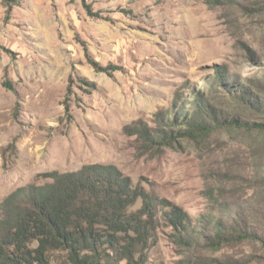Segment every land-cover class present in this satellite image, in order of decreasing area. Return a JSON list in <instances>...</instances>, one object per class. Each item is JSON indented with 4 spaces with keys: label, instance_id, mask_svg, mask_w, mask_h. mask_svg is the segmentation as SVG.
<instances>
[{
    "label": "rangeland",
    "instance_id": "obj_1",
    "mask_svg": "<svg viewBox=\"0 0 264 264\" xmlns=\"http://www.w3.org/2000/svg\"><path fill=\"white\" fill-rule=\"evenodd\" d=\"M198 91L241 121L166 144L124 131L141 121L158 134V114L175 102L189 110ZM248 91L264 107V0H23L7 19L0 0V211L18 188L98 163L196 225L221 204L259 216L264 110L242 98L256 99ZM156 222L144 264H197L173 242L161 205ZM198 253L264 264L257 242ZM51 261L71 264L62 250Z\"/></svg>",
    "mask_w": 264,
    "mask_h": 264
},
{
    "label": "trees",
    "instance_id": "obj_2",
    "mask_svg": "<svg viewBox=\"0 0 264 264\" xmlns=\"http://www.w3.org/2000/svg\"><path fill=\"white\" fill-rule=\"evenodd\" d=\"M22 1L1 0L5 19ZM217 73L224 90L231 89L225 88L232 83L223 72ZM3 85L13 90L7 82ZM197 93L189 103V110L176 112L180 106L175 102L171 115L158 114V134H151L141 121L125 125L124 131L139 135L147 144H166L195 138L220 128L223 123L241 121L234 114L222 117L213 102L201 91ZM241 96L253 101L257 110H264L257 96L255 100ZM177 100L184 104L188 101ZM49 177L50 182L18 188L3 201L0 264H55L51 255L58 250L66 252L71 264H144L149 235L157 223L158 205L161 217L172 229L173 242L182 253L197 257V264H230L227 259L198 253L206 248L217 251L242 242H257L264 248V224H260L264 222V210L259 216L252 214V218L240 209L230 212L231 207L221 204L219 213L210 214L196 225L182 207L163 200L155 202L113 165L88 164L75 171H54ZM138 200L141 206L131 210Z\"/></svg>",
    "mask_w": 264,
    "mask_h": 264
}]
</instances>
